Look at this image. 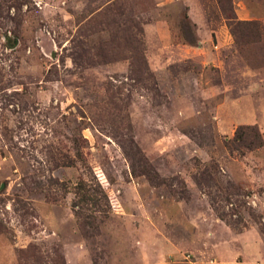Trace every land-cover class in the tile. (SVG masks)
<instances>
[{"label":"rangeland","instance_id":"rangeland-1","mask_svg":"<svg viewBox=\"0 0 264 264\" xmlns=\"http://www.w3.org/2000/svg\"><path fill=\"white\" fill-rule=\"evenodd\" d=\"M0 264H264V0H0Z\"/></svg>","mask_w":264,"mask_h":264},{"label":"trees","instance_id":"trees-1","mask_svg":"<svg viewBox=\"0 0 264 264\" xmlns=\"http://www.w3.org/2000/svg\"><path fill=\"white\" fill-rule=\"evenodd\" d=\"M233 139L249 149L261 144V138L258 131L250 125L238 126L234 132Z\"/></svg>","mask_w":264,"mask_h":264}]
</instances>
